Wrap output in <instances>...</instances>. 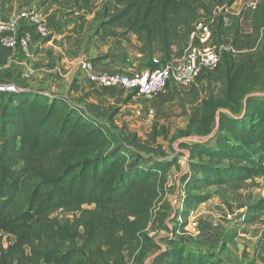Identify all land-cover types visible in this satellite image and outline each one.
Here are the masks:
<instances>
[{"label":"trees","instance_id":"trees-1","mask_svg":"<svg viewBox=\"0 0 264 264\" xmlns=\"http://www.w3.org/2000/svg\"><path fill=\"white\" fill-rule=\"evenodd\" d=\"M48 1L40 0L38 9ZM235 1L110 0V6L106 0L97 6L74 0L69 13L82 28L95 23L93 34L103 42L135 34L150 67L156 56H181L202 17L213 18L214 41L222 43L227 23L239 20L228 12ZM251 20V32L235 28V51L222 52L220 91L202 101L198 123L188 125L200 139L184 145L193 174L172 219L164 264H230L185 241L188 220L211 198V187L229 195L264 177V0ZM118 113L90 101L88 93L73 100L28 88L0 91V236H6V243L0 238V264H124L136 250L134 260L142 264L158 248L147 228L170 215L163 208L154 219L153 209L172 168L182 169L180 157H165L158 142L169 139L168 125L154 124L143 138L117 125ZM59 211L71 216L63 220ZM262 217L264 198L249 202L231 238Z\"/></svg>","mask_w":264,"mask_h":264},{"label":"rangeland","instance_id":"rangeland-1","mask_svg":"<svg viewBox=\"0 0 264 264\" xmlns=\"http://www.w3.org/2000/svg\"><path fill=\"white\" fill-rule=\"evenodd\" d=\"M20 5L21 11L30 13L31 11H25L26 8H34L37 10L39 8L40 0H14ZM106 0H92L95 5H102ZM109 1V5L112 3ZM68 4V2H65ZM75 4L68 6L67 9H63L61 12V17H69V26L77 27V30L67 29V34L65 39L68 42L72 38H79L80 43L78 47H74V50L81 54H87L89 51H93L97 48V42L105 43L106 41H100L94 34L95 23L84 22L83 28L81 27L80 21L74 14H70L74 10ZM41 9V8H40ZM22 13V12H20ZM18 13V14H20ZM243 13V11H242ZM17 14V15H18ZM87 15V20L92 18L91 14L84 12ZM237 17V16H236ZM23 20H20L19 26ZM236 22V21H235ZM234 22V23H235ZM232 24V22H229ZM71 35V36H70ZM50 35H48L49 37ZM103 45V44H102ZM103 96L98 103L103 106H113L119 109L118 115L115 117V122L119 126L126 125L131 131H135L139 136L147 138L152 126L156 124L161 126L163 124L168 125L170 129V137L164 140L162 137L158 139V142L162 145L165 157H180V159L185 162L184 154L187 153V149L184 147L185 144L199 140L200 138L194 134L188 132V126L184 127L187 113L189 110L192 113L190 124H195L193 121L197 120V111L199 102L198 99L193 100L190 96H185L182 90L171 87L166 94L156 97L157 99L166 96L169 93L168 101L171 105L169 110H159L156 109V116L151 119L148 118L146 113L143 115L136 114V109L142 106L147 110L148 107L155 106V99L147 100L143 97L133 95L121 89L115 88H101ZM218 92V91H216ZM167 101V100H166ZM151 105V106H150ZM189 106V107H186ZM156 107V106H155ZM188 108V109H187ZM156 146V144H152ZM183 155V156H182ZM183 166V165H182ZM186 166V163L184 164ZM183 169V168H182ZM180 169L172 168L171 173L168 174L169 183L167 188L165 187L164 193L162 194V200L159 201L153 209V217L156 218L158 212H163L170 214L164 222L158 221L157 223L149 224L147 231L153 237L155 244L158 248L145 256L142 260V264H155L156 255H158L162 250L165 251L167 248L168 237L172 236L170 230L173 225L174 211L177 210L179 203L181 202V195L184 192V182L187 178L192 176V172H185ZM218 194V195H217ZM264 198V177L255 179L254 181H248L244 188L240 191L229 190V195H225L220 189L217 188L214 198L210 202H205L207 204H201L198 209L192 214L188 220L187 228L189 227V222L191 219H196L199 222L198 227L195 229L185 228L184 239L191 245L201 249H207L219 254L230 264H240V260L236 257L239 250L244 247L243 251L247 254V249L249 247H259L264 245V217L261 218L256 223L245 224V230H238V233L233 239V225L237 221L240 213L246 210L247 204ZM165 206H164V205ZM164 206V207H163ZM229 213L233 214V218H228ZM57 215L61 219L70 217V214L65 212H58ZM157 219V218H156ZM244 226V225H243ZM245 235V236H244ZM6 236H0L6 243ZM251 239V240H250ZM139 256V251L134 252V257ZM134 257H126L124 264H136ZM261 257V256H260ZM263 258V257H261ZM260 258V259H261ZM122 262L113 261L110 264H121Z\"/></svg>","mask_w":264,"mask_h":264},{"label":"crops","instance_id":"crops-1","mask_svg":"<svg viewBox=\"0 0 264 264\" xmlns=\"http://www.w3.org/2000/svg\"><path fill=\"white\" fill-rule=\"evenodd\" d=\"M242 1L236 0L228 8L229 13L239 18L237 22L234 21L235 23H228L222 31L223 40L228 44L231 43L232 35L238 25L242 32L252 31V12H241ZM65 2H68V4H65ZM73 3L74 0H49L45 6L38 10L44 14L47 21L50 35L47 38L42 37L36 27L30 22L21 23L19 26V34L29 36L28 55L20 50L10 49L4 46L1 42L0 34V84H17L21 88L47 93H58L68 96L73 100L79 98L83 93H88L89 100L97 103L103 98V96H100L103 90L89 80L88 74L81 68L83 61L102 57V59L93 62L94 72L111 70L129 72L150 65L151 60L145 58L140 52L141 43L133 33L129 34V41L110 37L105 43L97 42V48L89 51L87 54H81L75 51L74 47H78L77 45H79L80 39L72 38L68 42L65 36L67 29L69 30L73 27L72 29L77 30V27L74 28V25L69 26V17L63 18L60 15L63 9H67ZM92 3L94 4V2ZM20 7L14 0H0V21H7L17 17L19 15L18 13L24 12L19 9ZM33 10L34 8L25 9V11ZM25 72L30 73L28 78L23 77ZM177 89L182 90L185 96H190L193 100L198 99L197 120L193 121L197 124L201 116L202 101L211 92H219L221 89L218 71H212L210 74L202 75L189 87ZM168 96L169 93L160 99L156 98L154 100L156 107L154 105L150 106L155 110L157 108L161 111L169 110L171 105L167 99ZM186 107L189 106L186 105ZM187 115L188 117L185 116L186 120L184 119V127H187L191 122L190 117L192 113L190 110ZM216 190V187L210 188L212 196L208 202L214 198ZM245 228L246 225L242 227V230H245ZM243 249L244 247L239 250V253H236V257L241 262L240 264H264V245L249 247L247 254L244 253ZM164 254L165 251L162 250L155 256V264H164Z\"/></svg>","mask_w":264,"mask_h":264},{"label":"built area","instance_id":"built-area-1","mask_svg":"<svg viewBox=\"0 0 264 264\" xmlns=\"http://www.w3.org/2000/svg\"><path fill=\"white\" fill-rule=\"evenodd\" d=\"M257 4L258 0H243L241 12H252L257 7ZM38 10H33L30 13L22 12L10 20L0 21L2 44L7 48L20 50L26 55L29 54V36L19 34L20 20L30 22L36 27L42 37L47 38L49 35L47 21L44 14ZM212 22L213 18L202 17L192 25L190 41L185 46L183 54L179 57L163 59L160 56H156L153 58L150 67L129 72L119 70L94 72V65L91 60L83 61L81 68L88 74L89 80L98 87L121 89L147 100H153L160 95L166 94L173 86L176 88L189 87L202 75L217 71L222 52L224 50L235 51L225 41L219 44L215 43L211 27ZM224 22H229V19L224 17ZM29 76V72L23 74L24 78ZM19 89L22 88L17 84H0V91L6 93L16 92ZM145 113L151 119L156 116V110L152 107H148L146 110L140 106L136 109V114L138 115ZM184 155L185 162L182 163L183 161L179 159V163L184 172L185 168L187 169L186 172H190V153L187 151ZM185 163L186 166H184ZM181 196V202L177 209H181L184 204V192ZM227 217L232 219L233 214L229 213ZM198 225V220L194 218L189 222V227L192 229H195Z\"/></svg>","mask_w":264,"mask_h":264}]
</instances>
